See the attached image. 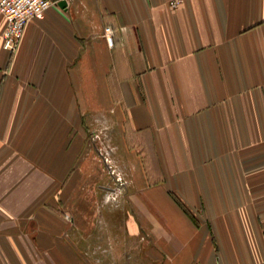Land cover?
I'll list each match as a JSON object with an SVG mask.
<instances>
[{
	"label": "crops",
	"instance_id": "crops-1",
	"mask_svg": "<svg viewBox=\"0 0 264 264\" xmlns=\"http://www.w3.org/2000/svg\"><path fill=\"white\" fill-rule=\"evenodd\" d=\"M171 1L58 0L13 53L0 13V264H264V0Z\"/></svg>",
	"mask_w": 264,
	"mask_h": 264
},
{
	"label": "rangeland",
	"instance_id": "rangeland-1",
	"mask_svg": "<svg viewBox=\"0 0 264 264\" xmlns=\"http://www.w3.org/2000/svg\"><path fill=\"white\" fill-rule=\"evenodd\" d=\"M104 132H101L102 135L100 138L93 134L90 139L95 145L94 157L95 161L99 162L100 170L95 171V176L93 178L95 179V184L92 180L89 181L90 185L93 186V188L89 187L90 189L87 192L89 198L87 199L85 210L89 213H92L95 210H121L120 208H115L114 205L117 203L116 201L119 200L121 194L125 191L124 172L116 167V164L121 161V158L119 154H114L115 151L112 153L110 152L115 144L109 137V134H104ZM86 221H89L88 218ZM120 237L122 238V235Z\"/></svg>",
	"mask_w": 264,
	"mask_h": 264
},
{
	"label": "built area",
	"instance_id": "built-area-1",
	"mask_svg": "<svg viewBox=\"0 0 264 264\" xmlns=\"http://www.w3.org/2000/svg\"><path fill=\"white\" fill-rule=\"evenodd\" d=\"M57 2L58 0H0V13L6 20L3 48L13 53L19 45L25 25L33 19L43 18L46 10ZM178 3L179 0L170 2L173 7Z\"/></svg>",
	"mask_w": 264,
	"mask_h": 264
}]
</instances>
